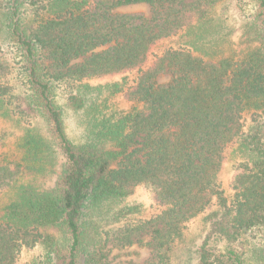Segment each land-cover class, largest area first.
<instances>
[{
  "label": "trees",
  "instance_id": "16d2710c",
  "mask_svg": "<svg viewBox=\"0 0 264 264\" xmlns=\"http://www.w3.org/2000/svg\"><path fill=\"white\" fill-rule=\"evenodd\" d=\"M238 1L234 42L220 0H0V116L21 130L7 149L0 127V264L46 241L60 264H112L108 242L146 238L145 264H174L199 217L197 264H264V0ZM136 4L151 14L119 10Z\"/></svg>",
  "mask_w": 264,
  "mask_h": 264
},
{
  "label": "rangeland",
  "instance_id": "374dc122",
  "mask_svg": "<svg viewBox=\"0 0 264 264\" xmlns=\"http://www.w3.org/2000/svg\"><path fill=\"white\" fill-rule=\"evenodd\" d=\"M242 6L243 5L238 0H220L217 6V11L220 14H225L228 17L230 24L235 28L234 34L232 36L234 42L239 41L242 33V15L244 14V11L241 10ZM119 10L123 12H143L146 15L151 14L150 6L146 4L126 6L120 8ZM3 37L4 34L0 33V38L2 39ZM12 75L15 77V73ZM170 78V74L164 73L160 75L159 80L161 82H167L170 80ZM15 80V82H17L16 78ZM99 82V80H93L92 84L96 85ZM15 92L20 91L17 89ZM56 92H59L58 101L64 107L67 132L72 140L79 142L82 139L84 132L83 121H85V119L83 116V110L76 111L73 107H71L68 99L69 93H67V89L60 88L59 90H56ZM115 103L123 108H127L129 106L128 102H126L122 97L116 98ZM18 105L20 106V110H25L26 114L23 115V120L24 123L28 124L27 121H30V117L33 115L31 114L32 112L23 103V101L19 100ZM11 119L12 118H4L0 116V127L10 133L6 147L7 149H10L15 145L16 138L21 133V130H18L15 127L16 122ZM232 168V162L228 161L225 163L221 173V179L226 189L229 188ZM132 200L144 204L145 208H147L151 203V195L148 191L138 188ZM107 220L109 221V219ZM110 222H112L109 224L110 227L114 226V220L111 219L108 223ZM213 222L214 221L207 222L203 219V217H199L194 222H192L186 240L178 245L174 264L198 263L200 246L202 245L205 237L211 232ZM109 225L107 226L109 227ZM48 232L57 237L56 241H59V244H64V237L62 234L58 233L57 230H49ZM145 240L146 242L148 241L147 238ZM146 242L143 244L137 243L128 247H119L113 245L112 242H108L104 247V251L106 252V255H108V261H110L112 264H145L151 256V249ZM50 250L51 247L47 241L39 243V245L32 250L25 249L20 255L18 264H60L59 260L55 262V258H49ZM82 262V264H84V261Z\"/></svg>",
  "mask_w": 264,
  "mask_h": 264
}]
</instances>
